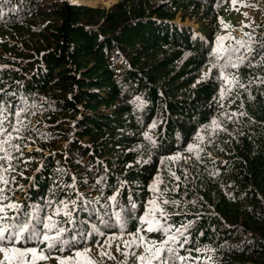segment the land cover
<instances>
[{
  "label": "trees",
  "instance_id": "16d2710c",
  "mask_svg": "<svg viewBox=\"0 0 264 264\" xmlns=\"http://www.w3.org/2000/svg\"><path fill=\"white\" fill-rule=\"evenodd\" d=\"M230 3L0 0V103L23 138L13 141L22 155L12 152L11 202L53 201L47 213L61 208L54 220L64 222L55 202L66 201L75 224L62 226L91 231L103 230L106 210H121L108 199L115 195L131 217L126 231L135 232L147 202L157 200L171 229L143 234L158 243L175 235L170 246L189 257L184 264H264V6L257 22L232 23L237 34L221 30ZM229 34L252 44L240 51L255 55L253 64L221 70L216 41ZM103 237L93 233L88 246ZM121 256L103 261L139 264L138 255Z\"/></svg>",
  "mask_w": 264,
  "mask_h": 264
},
{
  "label": "snow or ice",
  "instance_id": "6c2138e0",
  "mask_svg": "<svg viewBox=\"0 0 264 264\" xmlns=\"http://www.w3.org/2000/svg\"><path fill=\"white\" fill-rule=\"evenodd\" d=\"M223 2V0H221ZM237 0H232L233 8L235 9ZM248 6V5H241ZM245 16L247 14L245 13ZM220 23L225 28L230 27L222 19ZM248 27L250 25H244ZM245 35H249L245 33ZM228 39L235 40V46H226L225 41ZM241 49L246 52H252V44L244 39H236L231 36H218L216 41V51L214 53L217 60H225L226 63L221 67V70L227 69L228 67L238 68L245 61L248 65L253 64L256 60V56L248 57L245 53H241ZM236 56L238 62H233L232 57ZM261 64H264V46H262L260 53H258ZM217 66V65H214ZM223 79L227 80L225 76ZM229 81V83L234 82ZM243 87V85H242ZM223 95V93H222ZM3 103H0V264H41L43 261L55 258L58 264H99L98 261L94 260L90 253L91 248L88 246V241L93 233L100 236L111 230H117L120 235H110L107 237L109 241H115L116 239H123V234L126 232L127 219L131 217L122 216L124 208L120 205L116 196L113 195L108 199L113 203H116L120 211L112 212L106 210L105 216L99 217V223L103 226V230L96 224L92 225L91 231L85 230L84 227H79L75 231L70 228L62 226L64 223L75 224L72 219V211L68 207L66 201H56L57 204H63V215L68 217L64 222L54 220V215L59 216L62 209L55 207V211L52 215H49L46 209L53 206V201H48L42 208L39 205L25 206L19 203L11 202L13 197L10 193L13 192L8 186L15 182V178L10 176V173L15 170V166L11 163L13 159L12 152H19L22 155L21 145L19 143H13V141H19L23 139L20 136H14L13 133H19L21 129L17 127L16 123L8 120L5 113L9 112ZM14 116H18V113H12ZM243 115V114H241ZM7 121V124L5 123ZM212 125L219 127L216 120H212ZM207 127V126H205ZM197 139L202 137L197 136ZM196 146L189 145V151H193ZM171 159H178V157H171ZM22 174V173H21ZM178 179V177H177ZM162 183L161 178L156 177V182L152 186L154 192L160 191L159 184ZM75 201L72 204L75 205ZM164 204H168V200L163 201ZM148 207L145 213L139 217L141 226L136 229L135 232H129L130 240H126L123 246L117 245V251L122 255H128L123 249L131 250L132 248L139 249L144 248V253L138 256L139 264H184L189 257L180 256L176 248L170 246L171 243L177 241L175 235L171 236L162 242L149 239L148 236L143 233L152 232H165L167 233L171 229V225L166 223L168 213L163 207L160 206L157 200H150L147 202ZM110 208V206H108ZM31 208V210H29ZM136 205L132 204V209H135ZM11 210L14 215L9 216L8 212ZM87 210V209H85ZM43 212L44 216L40 213ZM159 213L160 217L164 218L161 221L157 217ZM114 217V219H113ZM146 226V227H145ZM180 232V229L176 230ZM67 233H72L67 235ZM99 245V241H96ZM183 243H188L187 238ZM183 243L180 247H183ZM44 244L45 248L41 250L40 245ZM22 245V246H21ZM34 245V246H29ZM107 247L111 249V243L107 244ZM53 252H68L67 256H53ZM131 254H135L134 252ZM101 256H108L111 259H115L111 252L101 251Z\"/></svg>",
  "mask_w": 264,
  "mask_h": 264
},
{
  "label": "rangeland",
  "instance_id": "374dc122",
  "mask_svg": "<svg viewBox=\"0 0 264 264\" xmlns=\"http://www.w3.org/2000/svg\"><path fill=\"white\" fill-rule=\"evenodd\" d=\"M68 1V0H67ZM71 1V0H70ZM264 0H237L236 5H235V9L233 8V3L232 0L230 1V12L227 16L224 17L223 21L231 26L232 23H234V21H236L234 24H239L241 25V23H248V24H253L255 22H257L258 20H260L262 18V13L261 10L264 6ZM116 2V0H98V3H96V5H90V6H102V7H110L111 5H113ZM241 5H248V6H241ZM255 5H259L260 8H255ZM245 13L247 14V16H245ZM185 23L195 27L197 24L191 20V19H186ZM233 24V25H234ZM231 29H235V28H231ZM28 149H31V146H28ZM129 231H126L123 234V239H116L115 241H109L106 238L101 240V244L102 245H107L108 243H111L112 247L111 249H109V251L111 252L112 256L114 255L117 259H119L118 256V251H117V245H123L124 241L126 240H130V236L128 235ZM115 235V234H114ZM120 234H117V236H119ZM97 246L91 249V252L93 254H98L99 252H97L96 250L99 249L100 247L103 246ZM136 251H133L135 253V255L137 253H142V247L139 249H136ZM124 255L121 256V258ZM100 258H102V256H99ZM0 259H2V256H0ZM50 264V263H49Z\"/></svg>",
  "mask_w": 264,
  "mask_h": 264
},
{
  "label": "bare ground",
  "instance_id": "6f19581e",
  "mask_svg": "<svg viewBox=\"0 0 264 264\" xmlns=\"http://www.w3.org/2000/svg\"><path fill=\"white\" fill-rule=\"evenodd\" d=\"M71 1H79L82 3L90 4V5H96L98 3V0H71ZM264 2V1H263Z\"/></svg>",
  "mask_w": 264,
  "mask_h": 264
},
{
  "label": "water",
  "instance_id": "95a60500",
  "mask_svg": "<svg viewBox=\"0 0 264 264\" xmlns=\"http://www.w3.org/2000/svg\"><path fill=\"white\" fill-rule=\"evenodd\" d=\"M69 3H78V2H72V1H69ZM83 4H85V3H83Z\"/></svg>",
  "mask_w": 264,
  "mask_h": 264
}]
</instances>
